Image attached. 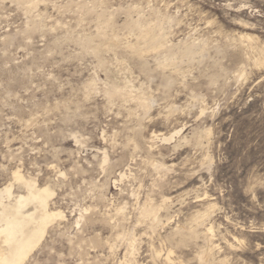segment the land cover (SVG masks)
Returning <instances> with one entry per match:
<instances>
[{
	"label": "rangeland",
	"instance_id": "rangeland-1",
	"mask_svg": "<svg viewBox=\"0 0 264 264\" xmlns=\"http://www.w3.org/2000/svg\"><path fill=\"white\" fill-rule=\"evenodd\" d=\"M30 3L0 0V185L18 169L55 186L50 208L65 217L25 264H264V0ZM101 12L114 33L98 35ZM127 18L164 46L190 44L189 57L162 72L149 51L141 70ZM111 84L148 108L107 99ZM144 202L158 221L141 218Z\"/></svg>",
	"mask_w": 264,
	"mask_h": 264
},
{
	"label": "bare ground",
	"instance_id": "bare-ground-1",
	"mask_svg": "<svg viewBox=\"0 0 264 264\" xmlns=\"http://www.w3.org/2000/svg\"><path fill=\"white\" fill-rule=\"evenodd\" d=\"M16 1L19 2V3L24 4L26 9H30L32 7V5H33L32 4L33 2L30 3L31 0H16ZM130 11L131 10H128V9L126 10L128 16H129ZM99 16L104 18L105 21L100 26V31L98 32V35L100 36L102 34H106L108 29L111 31V33H114V27L115 26H114V23H113V17L111 15L110 16L108 15V17H105V14L103 12H101V14ZM170 18H172V17H170ZM165 20H166V18H165ZM165 23H166V21H165ZM156 24H157V22H156ZM157 26H158V28H160L159 25H157ZM126 27L129 29V31L137 33L135 35L137 37H136L135 42H133V43H128L127 42L126 45L124 44L125 45V46L123 45L124 49L128 52V54L131 57L136 58L141 63L140 64L141 65L140 66L141 70H145V69L147 70L146 63H145L146 60L144 58L147 57L146 53H149V51H156L157 52V50L158 51L160 50L159 51L160 53L162 51L161 56L158 57V59L156 58V60L154 59L157 62L156 63L157 66H155V67H158L159 70L162 71V72L164 71L165 67L167 68V66L170 63H173L171 61H173L175 54L177 55V53H179V52H177L178 50L180 51L178 56L181 55V56H184V58H185V55H187L188 57L190 55L189 54L190 51H191L190 44L189 45H187V44L181 45L182 47H180L179 45H178L179 47L174 46V45L164 46V44H163L164 40H162V38H161V36H162V34L160 33L161 31L160 30H159L160 32L158 31L161 34V36H160V35H158L159 33H156V31H154V25L153 24L152 25L151 24H142V22H140L139 20L128 19V22L126 23ZM93 35L91 34V36H93ZM103 36H105V35H103ZM114 36H118V35H114ZM111 37H113V36H111ZM113 38H115V37H113ZM84 40H85V43H86V46H87L86 48L89 49V50H92V52H94L95 54H99L103 50V45L105 43L107 44V42H108V40L105 42L104 41L105 39H102L103 40V45H100V43L93 44V40L94 39H92L91 37L88 38V39H84ZM99 41L101 42V39ZM114 42H115V40H114ZM94 43H95V41H94ZM183 43H185V42H183ZM101 44H102V42H101ZM108 45H109V53L114 54V57L116 58V60L118 62L120 61L119 63H123L124 59H122L120 56L118 58V56L116 54L117 52H115L114 49H113V48H115V46L113 47V45H110V42H109ZM161 47H163V48L160 49ZM105 48H104V50H105ZM104 50H103V52H104ZM199 50H200L199 52L202 53V51H201L202 47ZM261 51H263V50H261ZM193 52L197 53L198 51H196V49H195V51H193ZM119 53H121V52H119ZM160 53L158 55H160ZM193 54H195V53H193ZM199 54L200 53H198V55ZM202 54L200 55L201 57H202ZM192 55H191V57H192ZM114 57H113V59H115ZM258 57H257L256 60H259ZM259 58H261V57H259ZM174 61H176V59H174ZM256 63H257V61H256ZM174 65H175V63H174ZM122 66H123V64H122ZM119 69H117V70H119ZM145 72H147V71H145ZM163 76H164V74H163ZM165 79H167V83H169V85H170V83H172V81H174L173 78H171V77L165 78ZM128 84H130V83H128ZM165 84H164V87H166ZM127 87L125 86L124 88H121V87H118L117 85H112L110 89L106 90V95L108 96L107 99H112V100L114 98L125 99V98H129L130 97V98H132V99H134L136 101L135 104H137L138 106H140L142 108H146V107L148 108L149 103H148V100L145 97V95L142 94V93L132 94V92L130 90H128L129 87L128 88ZM167 88H169V86ZM130 89H131V87H130ZM134 89H136V88H134ZM145 90H146V88H145ZM149 102H150V100H149ZM180 131H181V129L173 132L169 136H165V135H161L160 136V135H157V134H155L153 132L151 134V139L152 140H160V141H163V142L164 141L165 142H169V141H171L173 139L174 135L179 134ZM173 146H175V145H173ZM108 161H109L108 156L106 154H104L103 155V159H102V163L104 164V163H107ZM11 173H12V174H10V175H12L11 176V180H9L6 183L2 184V186L0 185V264H25L26 260L30 256V254L35 250V248L44 239V237H45V235L47 233L48 227L55 220L62 219L63 217H65L64 216L65 214H63V211H61V210H57V209L53 210V209L50 208V201H51V199L53 198V196L55 194V191L53 189L55 186L53 188L50 187L51 185L50 186L49 185L40 186L37 183V180L35 178L29 177V176L26 177L18 169L13 170ZM120 177H122L121 174H120ZM16 185L20 188L19 192H15L14 191L16 189L15 187H17ZM156 205L154 206V205H152L150 203H145V202L142 203V206L139 205L140 206V209H139L140 212L139 213H140L141 218L149 219L151 222L158 221L159 218H160V216H159L160 206L157 207ZM201 216H204V214L201 215ZM201 216H200V218H201ZM203 224H205V223H203ZM208 230H211V226L208 227ZM179 231H180V229H179ZM176 232L178 233V230L177 231L174 230L175 234H176ZM189 233L192 236V235L195 234V231L191 230ZM186 237H189V236H187V233H186ZM189 239H190V237H189ZM130 248H132V247H130ZM170 253H171V251H169L167 253V255H166V259L167 260H169V257H170L169 254ZM153 258H155V257L153 256ZM202 261L203 260H201L200 263H202ZM220 262H221V260H220Z\"/></svg>",
	"mask_w": 264,
	"mask_h": 264
}]
</instances>
